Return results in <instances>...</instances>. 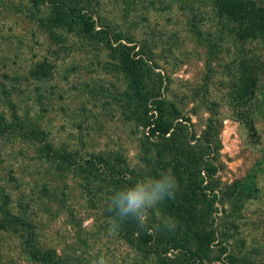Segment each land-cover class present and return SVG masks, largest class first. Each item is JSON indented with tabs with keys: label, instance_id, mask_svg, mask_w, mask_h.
<instances>
[{
	"label": "rangeland",
	"instance_id": "obj_1",
	"mask_svg": "<svg viewBox=\"0 0 264 264\" xmlns=\"http://www.w3.org/2000/svg\"><path fill=\"white\" fill-rule=\"evenodd\" d=\"M96 3L94 12L121 35L120 42L157 67L149 82L174 105L176 117L189 120L198 133L210 116L221 121L215 178L222 191L231 193L229 186L238 180L255 185L257 192L240 212L223 217L235 228L216 220L217 230L232 238H220L226 251L214 246L209 255L220 260L211 264L231 262V254L264 264V88L252 111L229 100L234 50L210 38L208 9L196 0ZM45 15L32 0H0V121L12 123L8 102L20 119L15 128L0 129V224L3 208L22 220L15 228L0 227V264H39L29 253L46 250L74 264H93L101 257L109 264H157L150 243L135 248L113 230L105 197L94 195L83 169L52 162V155H71L69 165L99 155L117 168L123 161L136 168L137 180L149 177L139 153V130L120 113L125 76L116 59L75 34L40 26ZM193 18L213 46L196 38ZM20 123L25 131L17 129ZM158 212L150 210L146 225ZM237 241L245 242L243 253Z\"/></svg>",
	"mask_w": 264,
	"mask_h": 264
},
{
	"label": "trees",
	"instance_id": "obj_2",
	"mask_svg": "<svg viewBox=\"0 0 264 264\" xmlns=\"http://www.w3.org/2000/svg\"><path fill=\"white\" fill-rule=\"evenodd\" d=\"M32 2L36 8L41 6L46 11L45 17L38 20L40 26H46L45 29L53 33L75 34L90 48L109 51V56L116 59L118 68L125 76L120 113L125 121L139 130L141 160L145 162L149 176L157 177L164 170L175 178L174 197L157 206L158 215L145 226L147 230L134 231L138 224L131 219L116 228L123 239L135 248L144 249L150 243L147 248L157 258V264H211L219 261L220 257L211 258L209 253H212L214 246L223 247L225 252V242L220 238L226 240L225 237H232H228L225 231L217 230L216 220L221 219L223 228H228V224L229 228H235L234 222L227 219L233 213L240 212L243 203L257 192L252 181L248 186L244 184L245 181L234 182L229 186L231 193L219 187L215 176L220 169L221 121L210 116L198 133L192 130L193 125L189 120L176 117L174 105L156 92L149 82L150 73L157 67L149 64L151 61L144 53L133 52L134 47L129 48L120 42L121 35H115V31L107 27L106 19L94 12L98 5L96 0ZM196 2L208 9L204 14L214 28L210 38L219 43H230L234 50L233 69L229 73V100L236 107L238 104L242 107L247 105L246 112L258 108L256 100L262 97L260 90L264 88V0ZM193 19L191 28L196 38L201 40L203 31ZM203 41L213 46L209 39L204 38ZM8 106L12 108V123L4 125V121H0L1 130L13 129L17 125L15 122L20 121L10 102ZM17 129L23 131V125ZM32 134H37V131H32ZM51 159L63 168L72 166L74 170L83 169L82 175L95 189L94 195H104L106 212L112 221L114 214L109 211V197L114 190L129 187L137 180L138 170L127 166L124 161L117 168L115 163L99 155L78 165H69L68 160L72 156L67 154L58 159L52 155ZM216 204L219 207H215ZM225 204L233 207L228 208ZM218 213L221 218L217 216ZM1 216L0 227L3 229L15 228L22 223L19 217L5 208L1 209ZM225 216L228 218H223ZM167 219L175 222L176 226L165 227ZM136 232L139 237L135 236ZM237 242L240 253H243L245 242ZM29 256L39 264H74L52 250L32 252ZM231 256H234L233 260L226 264H258L247 255Z\"/></svg>",
	"mask_w": 264,
	"mask_h": 264
},
{
	"label": "clouds",
	"instance_id": "obj_3",
	"mask_svg": "<svg viewBox=\"0 0 264 264\" xmlns=\"http://www.w3.org/2000/svg\"><path fill=\"white\" fill-rule=\"evenodd\" d=\"M175 178L170 172L162 170L157 177L138 179L129 187L114 190L109 197V211L113 215V230L126 220L135 221L139 227L147 224L150 210L174 197ZM164 226L174 228L175 222L165 220ZM93 264H109L101 257Z\"/></svg>",
	"mask_w": 264,
	"mask_h": 264
}]
</instances>
